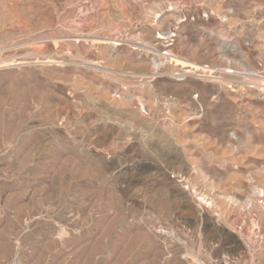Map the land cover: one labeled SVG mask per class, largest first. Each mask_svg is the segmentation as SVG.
<instances>
[{
  "label": "rangeland",
  "instance_id": "374dc122",
  "mask_svg": "<svg viewBox=\"0 0 264 264\" xmlns=\"http://www.w3.org/2000/svg\"><path fill=\"white\" fill-rule=\"evenodd\" d=\"M0 264H264V0H0Z\"/></svg>",
  "mask_w": 264,
  "mask_h": 264
}]
</instances>
